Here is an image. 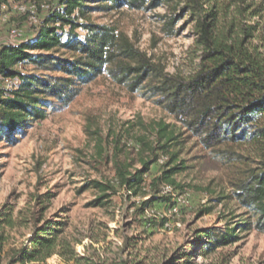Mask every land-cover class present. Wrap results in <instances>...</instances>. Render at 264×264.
I'll return each instance as SVG.
<instances>
[{"label": "rangeland", "instance_id": "rangeland-1", "mask_svg": "<svg viewBox=\"0 0 264 264\" xmlns=\"http://www.w3.org/2000/svg\"><path fill=\"white\" fill-rule=\"evenodd\" d=\"M211 2L221 31L246 28L248 41L264 51V0ZM182 8L174 1L142 10L92 9L86 17L124 33L165 71L189 77L196 71L200 48L191 17ZM57 9H62L60 0H0V45L31 39ZM169 17H177L171 35ZM13 30L20 36H12ZM7 86L0 78V88ZM164 125L177 140L161 151L159 130ZM241 152L248 155L246 149ZM142 161H153L143 175V189L133 194L118 186V165L134 173ZM178 163L186 168L174 176L170 202H150L141 212L156 190L161 196L165 183L153 181ZM241 166L220 162L141 91L132 92L104 74L83 86L67 107L35 121L15 143L0 141V219H5L1 227L6 239L0 264H12L10 250L28 244L46 220L66 223L62 235L75 243V250L104 264H183L184 258H177L182 253L191 254V264H264V233L256 230L206 256L190 247L195 230L242 216L231 186ZM88 180L115 185L110 204L87 206L97 195L92 189L80 191ZM173 203L175 212L170 211ZM45 264H61V259L53 255Z\"/></svg>", "mask_w": 264, "mask_h": 264}, {"label": "trees", "instance_id": "trees-1", "mask_svg": "<svg viewBox=\"0 0 264 264\" xmlns=\"http://www.w3.org/2000/svg\"><path fill=\"white\" fill-rule=\"evenodd\" d=\"M174 1L183 4L182 9L191 17L200 48L196 71L189 77L165 71L124 33L86 17L92 9L125 6L142 10ZM60 5L62 9L51 11L31 39L0 45V78L18 82L10 89L0 88V141L15 143L35 121L67 107L83 86L106 74L132 92L141 91L223 164L243 165L231 182L233 199L244 210L242 216L223 226L195 230L196 240L190 247L199 256H206L237 242L244 232L264 233V51L248 41L249 31H221L211 0H60ZM79 17L85 21L79 23ZM176 22L177 17L166 21L170 35ZM166 128L160 126L159 130L164 139L158 145L161 151L177 140ZM243 149L248 155L241 152ZM175 158L172 154L171 160ZM153 161H142L143 167L134 173L118 165L117 185L137 194ZM185 168L182 163L175 164L153 183L176 186L174 176ZM89 189L97 195L87 206L99 208L110 204L117 191L112 182L99 180H88L80 187V191ZM158 193L156 190L143 203L141 212L150 202H170L169 196ZM4 220L0 219V260L6 241L1 227ZM65 225L44 221L28 244L10 250L9 262L45 264L57 255L61 264H104L79 254L75 243L62 235ZM190 255L182 253L177 258L191 264Z\"/></svg>", "mask_w": 264, "mask_h": 264}, {"label": "built area", "instance_id": "built-area-1", "mask_svg": "<svg viewBox=\"0 0 264 264\" xmlns=\"http://www.w3.org/2000/svg\"><path fill=\"white\" fill-rule=\"evenodd\" d=\"M12 36H14L15 38L16 37H19L20 36V33L17 31V30H13L12 31ZM25 40L23 39H20V42H23ZM18 68H21V65L19 64L17 66ZM2 79V78H1ZM4 81H6L7 83V88L10 89L12 88L13 86H16L18 84L17 81H13V80H9V79H3ZM160 194L161 195H165V196H168L170 194H173V187L171 185H168V184H163L161 186V189H160ZM176 205L175 204H171V207H170V211H176Z\"/></svg>", "mask_w": 264, "mask_h": 264}]
</instances>
